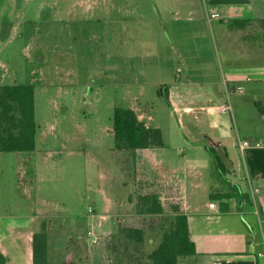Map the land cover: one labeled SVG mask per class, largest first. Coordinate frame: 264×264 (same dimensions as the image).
<instances>
[{"label":"rangeland","instance_id":"rangeland-1","mask_svg":"<svg viewBox=\"0 0 264 264\" xmlns=\"http://www.w3.org/2000/svg\"><path fill=\"white\" fill-rule=\"evenodd\" d=\"M171 5L174 0H0V86H35L38 127L34 152H0V246L8 264L32 263L33 236L44 227L50 264H67L69 258L73 264L145 263L163 229L146 232L143 247L125 238L122 229L138 225L139 198L164 193L161 224L167 228L172 207L181 203L177 188L185 185L186 201L191 198L200 212H209L211 203L220 207L210 194L218 192L221 181L236 187L234 211L242 221L222 248H264L258 224L264 176L252 173L249 151L238 155L232 179L226 176L208 150L217 146L207 136V121L202 129L208 134L202 136L186 118L185 64L191 52L186 51V16L179 23L167 20ZM244 7L249 16L264 19V0ZM211 45L202 55L214 62ZM211 68L207 77H217L216 66ZM175 83L184 95L178 112L158 94ZM205 90L215 96L222 89ZM245 92L231 104L218 98L197 103L205 110L194 115L231 121L233 111V133L245 142L262 133L255 121L257 101ZM224 104L231 107L228 113L208 109ZM118 107L134 110L148 127L160 129L164 146L117 150L113 118ZM196 139L201 147L194 154ZM192 158L198 167L188 166ZM257 187L261 192L253 195ZM240 194L250 197L246 210ZM247 211L260 215H244ZM143 220L150 229L151 217ZM180 259L183 264L189 258Z\"/></svg>","mask_w":264,"mask_h":264},{"label":"crops","instance_id":"crops-1","mask_svg":"<svg viewBox=\"0 0 264 264\" xmlns=\"http://www.w3.org/2000/svg\"><path fill=\"white\" fill-rule=\"evenodd\" d=\"M249 1L251 2V0ZM250 2L248 4L211 6L208 5V0H174L175 5L169 6L167 14V20L174 23L181 22V15L186 16V20L183 21L186 22V51L190 49L189 52H191H187L189 54L186 55L185 64L186 108L184 112H186V118L202 136L208 134L202 129L203 122L207 121L210 131V135L207 136H210L214 145L217 146V148H211L218 154L222 170L230 178L236 173V159L240 153L242 154L240 143H243L242 134H238L237 131L233 133L232 124L234 126L235 123L233 111L231 121L225 117H211L210 115V118L203 119L201 116L194 115V112L205 110V107L196 108L197 103H208L216 101L214 99L218 98L219 102L228 99L227 103L231 104L232 97L243 96L247 90L250 91L253 102L257 101L261 104L264 102V29L260 26L262 18H253L244 11V6L249 5ZM214 11L220 14V18H210V13ZM160 15L164 16V11ZM210 41L212 42L210 46L213 50L212 55L215 56L214 62H209V59L202 55L207 51ZM219 50H221V55ZM213 65L216 66V72L219 74L217 77L210 74L207 77L209 70L215 69L211 68ZM179 86L177 83L169 86V105L176 112L182 106L184 96L178 90ZM207 87L216 89L221 87L222 90L214 96L205 90ZM240 87H243L244 90L240 91ZM225 105L211 106L208 109L210 112L216 110L225 114L221 111ZM254 111L256 112L255 121L259 120L261 123L262 133L244 136L248 139L245 142H249L253 146L245 152L249 151L248 156L253 165L252 173L264 176V117L258 111L256 104ZM196 141L198 140L193 141L195 146L191 145L193 146L191 152L194 154L198 153L201 147ZM182 160L185 162L184 170H186V154ZM188 166L198 167L199 164L192 158ZM260 167L262 171L259 170ZM221 182L218 184V192L210 194L211 199L221 201L220 207L213 203L214 207L211 205L209 212H200L198 208L194 207V201L191 198L186 201L185 185L180 189L177 188V199L181 200L179 207L181 212L189 218L191 237L196 243L198 251L196 256L188 257L189 259H186L183 264H264V248L259 249L253 245L252 250L254 251L245 250V252L233 251L229 246L222 248L223 244L228 245L227 237L236 233L235 231L240 228L239 224H242V221L237 219L238 217L235 215L239 213L234 211L236 208V187L228 183H226V187L223 181ZM259 192H261L259 187L255 190L252 189L253 195ZM261 198L264 201V195ZM254 202L256 203V200ZM163 204L165 205V201ZM246 205L247 200L240 202L243 210L247 209ZM190 209L194 211L192 212ZM243 214H255L258 217L260 215L258 211H247ZM262 217L263 219L258 220V224L264 234V210ZM212 238L214 239L212 240ZM262 240L260 246L264 247V238ZM0 255L5 257L8 264L9 260L1 246ZM31 256L33 260V252ZM27 264L32 263L28 262ZM179 264H182L180 258Z\"/></svg>","mask_w":264,"mask_h":264},{"label":"trees","instance_id":"trees-1","mask_svg":"<svg viewBox=\"0 0 264 264\" xmlns=\"http://www.w3.org/2000/svg\"><path fill=\"white\" fill-rule=\"evenodd\" d=\"M249 0H208V5H235L248 4ZM264 29V19L260 21ZM168 85L159 89L158 94L164 96L169 103ZM256 107L264 117V105L257 102ZM35 86L16 82L0 86V152L2 153H32L36 149L37 137ZM113 135L115 148L136 152L150 148L164 146L163 133L160 129L148 127L140 120L138 114L127 108H116L113 118ZM215 160L221 164L218 154L213 148L209 149ZM241 200L251 203L250 197L240 194ZM162 193L155 192L143 195L137 203L138 225L123 228L125 238L143 247L145 235L148 231L163 229L160 243L149 254L147 260L141 264H179L180 257L196 256L197 245L192 240L189 218L181 212L179 206L172 207L174 215L167 228L163 227L162 216L166 205L163 204ZM223 198V197H222ZM221 198V199H222ZM151 217L153 224L150 229L145 225L143 218ZM160 223H157V220ZM155 220V222H154ZM72 257V254L69 257ZM49 241L46 227L42 232L33 236L32 264H50ZM67 264H73L70 258ZM0 264H7L3 255H0Z\"/></svg>","mask_w":264,"mask_h":264},{"label":"built area","instance_id":"built-area-1","mask_svg":"<svg viewBox=\"0 0 264 264\" xmlns=\"http://www.w3.org/2000/svg\"><path fill=\"white\" fill-rule=\"evenodd\" d=\"M210 18L211 19L220 18V14L218 12L214 11V12L210 13ZM239 90L243 91L244 89H243V87H240ZM230 110H231V107H229V106H224L221 109V111L224 113L229 112ZM251 148H253V146L249 142L240 143V149L242 152H245L246 150L251 149ZM211 205H212V207H214L213 203Z\"/></svg>","mask_w":264,"mask_h":264}]
</instances>
